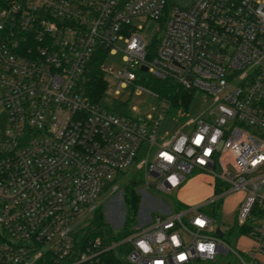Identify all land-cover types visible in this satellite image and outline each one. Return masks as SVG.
<instances>
[{
    "label": "built area",
    "instance_id": "built-area-1",
    "mask_svg": "<svg viewBox=\"0 0 264 264\" xmlns=\"http://www.w3.org/2000/svg\"><path fill=\"white\" fill-rule=\"evenodd\" d=\"M134 17L162 23L150 45L131 30ZM116 52L122 67L114 73L103 60ZM101 53L98 71L117 88L156 97L138 82L142 74L208 96L203 118L186 113V130L159 134L163 99L142 119L89 101L81 76ZM261 156L264 0H0V264L211 262L222 237L200 209L238 190L245 195L236 227L249 228L251 264L264 253V160L254 163ZM131 170L144 189L151 178L169 193L195 173L211 178L215 193L199 207L136 219L121 238H85L80 221L101 192H120L122 202L116 182ZM199 243H212L213 254ZM180 253L187 260L177 261Z\"/></svg>",
    "mask_w": 264,
    "mask_h": 264
},
{
    "label": "rangeland",
    "instance_id": "rangeland-1",
    "mask_svg": "<svg viewBox=\"0 0 264 264\" xmlns=\"http://www.w3.org/2000/svg\"><path fill=\"white\" fill-rule=\"evenodd\" d=\"M130 28L133 29L137 35L140 36L146 45H150L159 35L162 23L155 20L146 19L144 17H134L130 20ZM138 27L141 29L138 31ZM117 47H121V42L116 43ZM103 65L112 69L114 73L119 71L122 67L121 54L116 52L114 55H107L103 60ZM102 90L98 98V104L106 109H114L115 106L121 105L126 110L128 116L135 118H143L146 114L152 112L161 106V99L146 93H134L130 86L117 88V81L113 79L112 75L105 73L101 76ZM117 90L115 95L113 92ZM211 102V99L201 93H194L192 99L186 109V113L190 118H203L204 110ZM135 111L132 112L130 109ZM187 116L177 117L172 110H168L165 114L164 120L160 126L159 134L171 135L177 130L183 129L186 126ZM135 172L128 171L121 178L118 177V187L126 179L135 176ZM120 178V180H119ZM150 185L144 189L142 184L136 189L139 195V205L137 221L144 223L148 217L154 215H162L164 213H174L181 211L185 206L195 208L201 206L206 200L213 197L214 188L213 181L207 176H198L192 173L185 177V181L181 185L183 191L179 192V188L172 190L169 193H162L156 190L153 180L148 178ZM244 192L233 191L222 196L219 200L220 207L216 216L212 218L213 227H219L223 231V237L220 241L222 249L225 253L219 251L211 262L195 260L189 264H241L231 251H234L235 246H239V236H236L234 231L236 229V213L237 209L244 198ZM106 199V200H105ZM184 204V205H181ZM95 209H100L104 221L111 227L116 229L119 227L124 215L125 209L121 202L120 192L108 196L101 192L97 202L94 204ZM206 207V206H204ZM202 207L200 210L203 211ZM204 212V211H203ZM93 216V209L87 214V217L80 221L77 229L84 228ZM76 229V231H77ZM79 232V231H78ZM241 260L245 264L247 261L240 255Z\"/></svg>",
    "mask_w": 264,
    "mask_h": 264
},
{
    "label": "trees",
    "instance_id": "trees-1",
    "mask_svg": "<svg viewBox=\"0 0 264 264\" xmlns=\"http://www.w3.org/2000/svg\"><path fill=\"white\" fill-rule=\"evenodd\" d=\"M102 58V53L95 55L81 76L80 84L82 91L89 101L93 103H98V98L103 88L101 82L102 75L98 71V64L102 61ZM138 82L154 93L157 98L166 101L169 105V109L172 110L177 117L186 116V109L193 95L192 91H186L175 84L160 82L142 74L139 76ZM107 110L119 116L129 117L126 110L123 109L121 105L115 106L114 109ZM140 183L141 173L137 172L135 176L126 179L120 187L122 192V203L125 209L122 228L118 232L113 233L111 227L104 221L100 209L98 210V208H96L93 210V216L90 223H88L82 230L85 238L90 239L95 236L100 237L108 234L111 235L112 238H121L127 235L130 228L136 225L139 205V195L137 194L136 189ZM219 207V201H216L204 207L203 211L212 219L216 216ZM248 229V226L236 227L234 233L236 236H243ZM105 264L122 263L110 258L106 260Z\"/></svg>",
    "mask_w": 264,
    "mask_h": 264
},
{
    "label": "clouds",
    "instance_id": "clouds-1",
    "mask_svg": "<svg viewBox=\"0 0 264 264\" xmlns=\"http://www.w3.org/2000/svg\"><path fill=\"white\" fill-rule=\"evenodd\" d=\"M201 137L200 136H197L196 137V139H195V141H194V143L195 144H197V145H199L200 143H201ZM214 140H215V137H213V142H214ZM210 152H211V149H208V150H206V152L204 153L205 155H209L210 154ZM164 159H166V160H168L169 162H171L172 161V157L171 156H165L164 157ZM260 160H264V156H261L257 161H255L254 163H259L260 162ZM201 164H203V163H205V161H203V160H201V161H199ZM173 183L175 182V178L174 177H170L169 178ZM195 225L196 226H198V227H200V228H204L205 226H206V221L205 220H203L202 218H197L196 220H195ZM171 242H172V244L173 245H175V246H179V241H178V239H177V237L175 236V235H173L172 237H171ZM138 247L144 252V253H147V252H149L150 251V249H149V247L145 244V243H139L138 244ZM214 245L212 244V243H199L198 244V248H197V250L199 251V252H201V253H203V252H207L209 255H212L213 254V251H214ZM187 258H188V256H187V254L186 253H180L179 255H177V257H176V260L177 261H180V262H183V261H185V260H187ZM157 264H161V262H157Z\"/></svg>",
    "mask_w": 264,
    "mask_h": 264
},
{
    "label": "crops",
    "instance_id": "crops-1",
    "mask_svg": "<svg viewBox=\"0 0 264 264\" xmlns=\"http://www.w3.org/2000/svg\"><path fill=\"white\" fill-rule=\"evenodd\" d=\"M198 176L202 175V174H197ZM204 176V175H202ZM184 184V183H183ZM181 184V185H183ZM179 186V192H182L183 191V187L182 186ZM177 189V188H176ZM175 190V189H174ZM181 205H184V204H181ZM186 207V206H185ZM220 231L223 233V231L220 229ZM224 234V233H223ZM223 237V235H222ZM240 241H239V246H235L233 248V250L239 254V255H242V257L247 261L249 262L250 260V256L248 255V252H250L251 250L254 249L255 245L252 241H250L249 239L245 238L244 236H239L238 238ZM223 252L225 253V249H222V246H219L217 247V252ZM251 264H264V253L263 254H257L254 259L252 260V263Z\"/></svg>",
    "mask_w": 264,
    "mask_h": 264
},
{
    "label": "water",
    "instance_id": "water-1",
    "mask_svg": "<svg viewBox=\"0 0 264 264\" xmlns=\"http://www.w3.org/2000/svg\"><path fill=\"white\" fill-rule=\"evenodd\" d=\"M140 70H141V71H145L144 67H140ZM215 234H216L217 238L221 239V237H222V233H221V231L219 230V228H217V227L215 228Z\"/></svg>",
    "mask_w": 264,
    "mask_h": 264
}]
</instances>
